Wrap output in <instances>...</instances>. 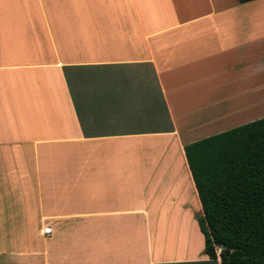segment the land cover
Returning a JSON list of instances; mask_svg holds the SVG:
<instances>
[{
  "label": "crops",
  "instance_id": "obj_1",
  "mask_svg": "<svg viewBox=\"0 0 264 264\" xmlns=\"http://www.w3.org/2000/svg\"><path fill=\"white\" fill-rule=\"evenodd\" d=\"M263 117L264 0H0V258L221 264L184 146Z\"/></svg>",
  "mask_w": 264,
  "mask_h": 264
},
{
  "label": "trees",
  "instance_id": "obj_2",
  "mask_svg": "<svg viewBox=\"0 0 264 264\" xmlns=\"http://www.w3.org/2000/svg\"><path fill=\"white\" fill-rule=\"evenodd\" d=\"M184 153L202 207L203 253L221 264H264V117Z\"/></svg>",
  "mask_w": 264,
  "mask_h": 264
},
{
  "label": "rangeland",
  "instance_id": "obj_3",
  "mask_svg": "<svg viewBox=\"0 0 264 264\" xmlns=\"http://www.w3.org/2000/svg\"><path fill=\"white\" fill-rule=\"evenodd\" d=\"M3 244H6V243L1 242L0 246L3 247ZM0 264H15V263H14L13 257H12V258H10V260H6V261L3 258H0Z\"/></svg>",
  "mask_w": 264,
  "mask_h": 264
},
{
  "label": "built area",
  "instance_id": "obj_4",
  "mask_svg": "<svg viewBox=\"0 0 264 264\" xmlns=\"http://www.w3.org/2000/svg\"><path fill=\"white\" fill-rule=\"evenodd\" d=\"M51 227L47 226L42 230L43 234H51Z\"/></svg>",
  "mask_w": 264,
  "mask_h": 264
},
{
  "label": "water",
  "instance_id": "obj_5",
  "mask_svg": "<svg viewBox=\"0 0 264 264\" xmlns=\"http://www.w3.org/2000/svg\"><path fill=\"white\" fill-rule=\"evenodd\" d=\"M225 246H223V248H224Z\"/></svg>",
  "mask_w": 264,
  "mask_h": 264
}]
</instances>
